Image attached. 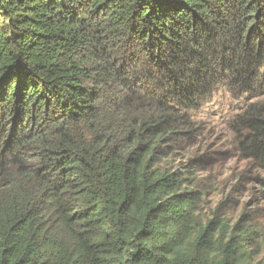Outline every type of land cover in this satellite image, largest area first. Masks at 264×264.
Instances as JSON below:
<instances>
[{"label": "trees", "instance_id": "obj_1", "mask_svg": "<svg viewBox=\"0 0 264 264\" xmlns=\"http://www.w3.org/2000/svg\"><path fill=\"white\" fill-rule=\"evenodd\" d=\"M222 92L264 171V0H0V264H264L174 163Z\"/></svg>", "mask_w": 264, "mask_h": 264}, {"label": "rangeland", "instance_id": "obj_2", "mask_svg": "<svg viewBox=\"0 0 264 264\" xmlns=\"http://www.w3.org/2000/svg\"><path fill=\"white\" fill-rule=\"evenodd\" d=\"M242 100L220 93L218 99L194 115L200 131L193 143L183 145L180 164L188 158H205V165L195 167L196 184L203 193L198 215L206 221L217 210L225 221L237 220L242 215L248 225L264 229V171L254 168L252 161L244 159L237 150L229 119L239 111ZM204 160V159H203Z\"/></svg>", "mask_w": 264, "mask_h": 264}]
</instances>
